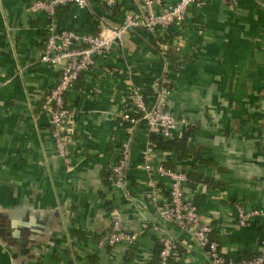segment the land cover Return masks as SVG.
I'll list each match as a JSON object with an SVG mask.
<instances>
[{
    "label": "crops",
    "instance_id": "obj_1",
    "mask_svg": "<svg viewBox=\"0 0 264 264\" xmlns=\"http://www.w3.org/2000/svg\"><path fill=\"white\" fill-rule=\"evenodd\" d=\"M35 1L0 0V264H160L166 238L177 245V264H210L188 234L159 215L170 184L145 166L168 164L187 174L186 196L226 257L261 254L264 219L243 227L239 214L264 211V0H208L166 32L127 30L66 96L76 130L70 165L58 156L42 109L59 76L39 60L48 19L30 10ZM135 11L134 0H89L85 10L57 8L56 20L61 29L96 34L101 24L124 25ZM163 38L181 50L180 69L168 77L174 115L192 124L182 157L177 147L147 154V124L123 119L134 112V88L153 100L165 74ZM187 131L177 129L170 141ZM126 143L128 196L109 179ZM113 212L139 234L134 245H98Z\"/></svg>",
    "mask_w": 264,
    "mask_h": 264
},
{
    "label": "built area",
    "instance_id": "obj_2",
    "mask_svg": "<svg viewBox=\"0 0 264 264\" xmlns=\"http://www.w3.org/2000/svg\"><path fill=\"white\" fill-rule=\"evenodd\" d=\"M208 0H179L174 5L163 4L161 0H134L136 11L128 17L124 25L111 27L101 24L96 34L79 33L72 29H61L56 20L57 8L75 5L81 10L89 7V0H37L30 6L33 12L42 11L48 19L47 35L40 52V62L54 67L59 79L55 87L46 95L42 104L43 111L48 115L51 132L55 141L58 156L66 165H70L69 147L76 130L69 125L70 110L66 102L67 94L77 85L82 74L91 70L96 57L108 54L113 45L121 44L124 34L129 29H143L149 34L166 32L172 27L182 25L194 5ZM168 62V59H167ZM165 73H169L165 63ZM163 75L153 87V100L147 102L145 93L140 88L131 91L130 98L134 108L133 114H125L123 119L136 126L144 121L148 127L149 139L147 154L157 149L151 141L152 135H159L165 140L173 138V133L183 128L188 130L191 123L185 117H176L169 105L172 90L169 89L171 79ZM145 152V153H146ZM131 159L130 145L123 144L119 155L111 168L109 179L112 185L128 196L126 189L127 170ZM148 173L167 179L170 184L169 198L159 207L162 219L176 224L204 251L210 264H264L263 251L251 259L234 260L225 256L217 241L211 238L213 228L205 223L198 208L186 196L185 188L188 176L182 171L167 168L165 165H146ZM152 186L153 183L150 182ZM150 201L156 203V195H150ZM240 225L245 227L256 218L264 219V211L260 209L244 212L240 210ZM139 234L131 232L123 224L118 212L112 213V225L101 237L98 245L102 248L120 244L134 245ZM177 245L172 238H166L160 249V264H177Z\"/></svg>",
    "mask_w": 264,
    "mask_h": 264
},
{
    "label": "trees",
    "instance_id": "obj_3",
    "mask_svg": "<svg viewBox=\"0 0 264 264\" xmlns=\"http://www.w3.org/2000/svg\"><path fill=\"white\" fill-rule=\"evenodd\" d=\"M160 43L166 45L163 48L161 45H159V51L160 53H162L165 63H167L168 70H179L182 64L180 48L177 45L173 44V42L166 41L165 38H163L162 42ZM166 74L167 73H165V75ZM169 89H173V84L169 85ZM187 132L188 133H186V135H184L181 139H178L174 142H171L170 140H165L159 135H152L151 141L156 148L162 149L166 152H170L174 147L179 148L181 150L180 157H182L185 152H188V136L190 135V133H192V129L189 128ZM165 166L174 170V168H171L172 165L168 164Z\"/></svg>",
    "mask_w": 264,
    "mask_h": 264
}]
</instances>
